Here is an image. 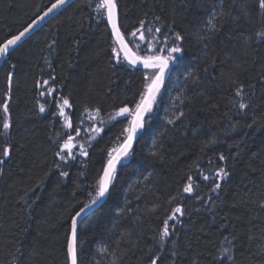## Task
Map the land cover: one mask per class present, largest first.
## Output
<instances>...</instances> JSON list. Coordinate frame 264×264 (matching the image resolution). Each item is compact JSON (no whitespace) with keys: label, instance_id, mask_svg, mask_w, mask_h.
<instances>
[{"label":"trees","instance_id":"1","mask_svg":"<svg viewBox=\"0 0 264 264\" xmlns=\"http://www.w3.org/2000/svg\"><path fill=\"white\" fill-rule=\"evenodd\" d=\"M54 2L0 0V43ZM116 2L120 29L137 55L147 54L138 47L155 48L165 37L170 43L176 33L183 51L170 63L169 78L118 165L106 202L80 225L78 264H151L158 255L157 264H219L217 258L264 264V39L257 37L264 15L257 0ZM102 4L77 0L13 48L0 68V105L8 101L10 123L7 136H0V154L11 149L0 164V264H68L70 218L91 203L109 151L127 137L132 119L110 117L121 107L135 108L151 71L115 62L106 9L97 11ZM214 11L218 30L209 31ZM147 27L161 32L149 34ZM241 85L242 98L236 95ZM48 88L56 91L49 95ZM60 97L70 101L65 111L79 136L53 115ZM241 99L250 101L245 110L237 107ZM4 118L0 107V132ZM68 134L77 159L62 162L56 153ZM80 144L88 156H79ZM221 167L229 175L213 193L211 180L198 174L214 175ZM188 175L199 191L182 192ZM178 205L182 223L161 251L163 222Z\"/></svg>","mask_w":264,"mask_h":264},{"label":"snow or ice","instance_id":"2","mask_svg":"<svg viewBox=\"0 0 264 264\" xmlns=\"http://www.w3.org/2000/svg\"><path fill=\"white\" fill-rule=\"evenodd\" d=\"M68 3V0H55L54 3L51 4V6L47 9L46 12H44L43 16L39 17V19L42 21L45 17H47L50 13H52L54 10L60 9L64 7ZM103 7L107 9V21L111 25V31L114 36V43L115 46L111 49V52L113 54L114 60L117 64H123L125 61H127L130 65H137L142 64L145 69L152 70L150 74H147L145 76V91L141 94L140 100L135 104L134 109H129L127 106L119 108L118 111L115 113V117H125L126 115H131L133 117L131 121V126L125 131L127 132L126 139L123 140L122 143L119 144L118 147H114L111 149L108 153V160L106 165L102 168V173L99 174L98 179L96 180V183L92 186L93 191L95 192V195L92 196L91 204L97 203V201L101 198H104L105 195L109 192V186L113 184V181L116 176V169L118 163L121 162V159L124 157H127L129 154V150L132 148L133 140L136 136L137 130L143 127L142 124V118L145 113L151 112L152 106L154 102L156 101L157 93H159L161 85L164 82L165 73L169 68V64L175 60L178 59L179 53L183 51V48L181 45H178L176 41H182L183 37L179 34H175V39L172 40L170 43L168 42V37H165L163 41H157V46L155 48H149L147 45H143L138 47V51H145L147 54L140 56L134 54L128 47V44L125 42V36L124 33H122L120 26L118 24L117 19V5L115 3V0H103L102 5L97 6V11ZM257 8L258 11L261 13V15H264V0H257ZM216 17L215 11L212 14L211 19L208 21L209 25V31L212 30H218L216 29V25L213 23V20ZM159 19V18H157ZM37 22L34 20L32 23H30L27 27H25L22 31L19 32V34L12 35L10 38L6 39L3 43H0V59L6 58L9 55L10 49L13 48L18 44L21 39L30 32V30L33 29L34 25ZM140 28L145 29V22H140ZM140 31V30H138ZM146 31L151 34L153 32L160 33V28H151L147 27ZM132 37L135 38L137 35V31H133L131 33ZM257 37L264 39V32H258ZM204 37H200V39H203ZM144 32L140 31V40H144ZM160 43L166 44V47H159ZM121 51H123V57H121ZM166 53V54H164ZM15 67V65H13ZM192 73H188V76L191 77ZM55 79L54 77L52 78ZM9 83H11V74L9 75ZM40 83V82H38ZM44 85H47L49 82L47 80L42 82ZM49 95H51L53 92L56 91L54 88H48L46 90ZM44 92H41V95H44ZM236 95L239 97H243L245 94L243 93V85H241L239 88L236 89ZM250 101H244L241 99V101L237 104V107L240 110H245L249 107ZM3 112L5 114V118L3 121V132H0V136L6 137L7 132L10 129V123L7 119V114L9 111V105L8 101L5 100L2 105ZM72 106L70 104V101L68 98L60 97V99L56 102V109L57 111L53 113L54 116L57 117H63L64 121L66 122V127L68 129H71L75 131L76 136L80 135V128L76 127L73 128V124L71 122L70 116L68 113H66L65 109H70ZM40 112H45V106L40 105ZM97 115H99V109L96 110ZM184 113H180V116L182 117ZM113 117H110L112 119ZM179 118V117H178ZM102 122V121H101ZM168 123H174L173 120H169ZM94 131H99V129H94ZM74 137L71 134L67 135V140L64 141L63 145L61 146V150L56 153L57 156L60 157V160L62 162H67L70 160L77 159V156L73 154L70 150L73 147L72 141ZM215 141L213 139H210L207 143L212 144ZM79 156L86 157L88 156V151L86 147L83 144H80L79 146ZM11 149L10 147H4L2 154H0V164L5 163V158H8L10 156ZM226 158L224 155L219 156L220 161H224ZM211 164V161L209 162ZM60 165H57L59 167ZM61 176H67L68 173L66 171H61ZM201 181H209L211 180L212 186L211 191L213 193H216L221 188V183L217 182L218 180H225L229 173L223 168H219L216 170L214 175H204L202 172L198 174ZM187 183L183 187L182 192L186 194H192L194 191H199V184L194 181L192 175H188L187 177ZM92 195L91 193L89 194ZM197 199H204L201 196H197ZM172 199H175L173 197ZM211 200V196L205 200V203ZM171 203V200L169 201ZM91 205L86 204L84 207H82L79 211L76 212L74 216L70 218V225L68 228V234L66 237V254L68 258V264H78V248L80 247L79 242V233H78V227L80 224L79 218L84 213L85 209L90 207ZM261 208H264V202L261 203ZM184 211L182 206H176L171 210L170 215L167 217V219L163 222V228L161 232L159 233V245L161 251H163L165 243L167 238H169L176 227V223H182L180 220V217H183ZM169 221H173L171 228L169 226ZM228 237H225V240H227ZM235 239V237H233ZM173 245H175V241H172ZM101 252H106L107 248H101ZM226 252H230V249H225ZM177 253L173 251L171 253L172 256H175ZM159 255L153 259H151V264H157V260L159 259ZM219 261V264H224L223 259L217 258ZM227 259L229 261H233L234 257L233 255L229 254L227 256Z\"/></svg>","mask_w":264,"mask_h":264},{"label":"water","instance_id":"3","mask_svg":"<svg viewBox=\"0 0 264 264\" xmlns=\"http://www.w3.org/2000/svg\"><path fill=\"white\" fill-rule=\"evenodd\" d=\"M76 1H77V0H68V3H67L64 7L60 8V9H57V10H54L52 13H50L47 17H45V18L41 21V20L39 19V17L43 16L44 12L47 11V9H46L44 12H42V13H41V14L35 19V21H36L37 23L34 25L33 29L30 30V32L27 33V34L21 39V41H19L18 44H17L16 46H14L13 48L17 47L19 44L23 43L25 40H27L28 38H30V37H31L32 35H34L37 31H39L43 26H45L49 21H51L53 18H55L60 12H62L63 10H65L67 7H69L71 4H73V3L76 2ZM102 2H103V0H102ZM115 3H116V5H117L116 0H115ZM105 9H106V8H105ZM106 15H107V9H106ZM117 19H118V24H119V12H118V6H117ZM32 22H33V21H32ZM32 22H31V23H32ZM107 22H108V21H107ZM108 25H109L110 32H111V34H112V31H111V25H110L109 23H108ZM18 34H19V33H18ZM112 37H113V39H115L114 36H113V34H112ZM125 42L127 43L126 39H125ZM127 44H128V43H127ZM128 47H129V49H130L134 54H136V53L130 48L129 45H128ZM13 48H11L10 51H11ZM121 54H122V56H123V51H121ZM136 55H137V54H136ZM6 59H7V57H6V58H3V59H0V68L2 67V65L4 64V62H5ZM126 62H127V61H126ZM131 66H133V65H131ZM133 67H135L136 69L142 70V71H152V70H150V69H145V68L143 67L142 64H137V65H135V66H133ZM170 73H171V64H169V68H168V70H167L166 73H165L164 82H163V84L161 85V88H162L163 85L166 83L167 79L169 78ZM161 88H160V89H161ZM157 94H158V93H157ZM147 114H148V113H145V114H144V116H143V118H142V121H141L142 123H143V120H144V118H145V116H146ZM132 119H133V117H132ZM131 121H132V120H131ZM130 126H131V122H130ZM140 131H141V128L137 130L136 136H135V138H134V140H133L132 148L134 147V145H135V143H136V141H137V139H138V136H139ZM132 148L129 150V153L132 151ZM128 155H129V154H128ZM125 158H126V157L122 158V159H121V162H122ZM121 162H120V163H121ZM120 163H118V165H119ZM118 165H117V167H118ZM109 190H110V186H109ZM108 194H109V192L105 195L104 198L99 199V200L97 201V203H95V204H91V203H89V204H88V205H91V206L88 207L87 209H85L84 213H83V214L81 215V217L79 218V220H80V224H79V227H78V232H79V228H80V225L82 224V222H83L86 218H88L91 214H93V213H95L97 210H99V209L104 205V203L106 202V200H107V198H108Z\"/></svg>","mask_w":264,"mask_h":264},{"label":"rangeland","instance_id":"4","mask_svg":"<svg viewBox=\"0 0 264 264\" xmlns=\"http://www.w3.org/2000/svg\"><path fill=\"white\" fill-rule=\"evenodd\" d=\"M151 72H149L148 74H150ZM116 113V112H115ZM115 113L111 115V117H113L112 119H116V118H124V117H115ZM125 117H127L129 120L132 119L131 115H126ZM9 118V113L7 114V119Z\"/></svg>","mask_w":264,"mask_h":264}]
</instances>
